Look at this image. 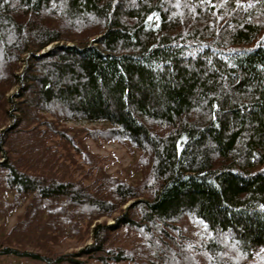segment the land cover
Masks as SVG:
<instances>
[{"label": "trees", "instance_id": "obj_1", "mask_svg": "<svg viewBox=\"0 0 264 264\" xmlns=\"http://www.w3.org/2000/svg\"><path fill=\"white\" fill-rule=\"evenodd\" d=\"M0 157V257L264 264V0H0Z\"/></svg>", "mask_w": 264, "mask_h": 264}, {"label": "rangeland", "instance_id": "obj_2", "mask_svg": "<svg viewBox=\"0 0 264 264\" xmlns=\"http://www.w3.org/2000/svg\"><path fill=\"white\" fill-rule=\"evenodd\" d=\"M52 45H49L48 47H46L42 53H44L45 51L49 50L51 48ZM24 64L21 65V69L24 68ZM15 92V89H12L11 91H9L8 95H12ZM16 103V102H15ZM16 105V104H15ZM17 106V105H16ZM15 109V108H14ZM16 110V109H15ZM14 112V111H13ZM15 113H12V115ZM43 116H45L48 120H54L53 116H51L48 112H42ZM4 122V121H1ZM6 122V126L11 122L9 119ZM59 124H61V126L65 127V128H69V129H73V128H86V129H100L102 124L101 123H91V122H87V121H73V120H67V121H63V122H59ZM45 128V127H43ZM87 143L89 145V147L91 148L92 152L95 154H99L102 156H109L112 155L115 157V162L114 165H112L109 168V171L112 174H117V172L123 170L127 167H129L132 162L139 157V153L135 156H133L124 145H121L119 143H110V144H96L95 142H93L91 139L87 140ZM3 160L2 157H0V162ZM132 201L128 202L124 208H126ZM24 212V208H20L16 214H14L9 222L8 225L9 227L13 226L16 223L17 220V216L21 215ZM99 222H106L107 224H112L114 223V219L111 218H103L102 220H100ZM53 235V234H52ZM53 238L60 240L61 237H58L56 235H53ZM52 242L54 243V248L58 249L59 251H66V252H78L80 249H82L86 243L90 242V239L86 242V243H76L75 239H67V240H63L61 242L58 241H54L52 240ZM0 264H42L41 262H37V261H33L30 260L28 258H23V257H15V256H3L0 257Z\"/></svg>", "mask_w": 264, "mask_h": 264}]
</instances>
